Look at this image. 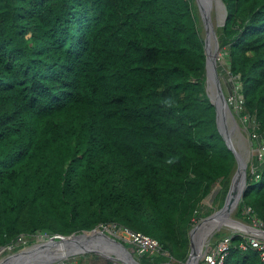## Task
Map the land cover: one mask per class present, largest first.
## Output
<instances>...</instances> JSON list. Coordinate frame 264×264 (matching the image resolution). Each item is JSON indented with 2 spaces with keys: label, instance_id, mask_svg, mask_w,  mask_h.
<instances>
[{
  "label": "trees",
  "instance_id": "trees-1",
  "mask_svg": "<svg viewBox=\"0 0 264 264\" xmlns=\"http://www.w3.org/2000/svg\"><path fill=\"white\" fill-rule=\"evenodd\" d=\"M223 2L225 84L242 85L259 147L264 0ZM198 20L191 0H0V246L122 227L161 243L143 256L188 260L201 203L228 193L236 163ZM238 216L264 228L258 155ZM230 237L224 264H264Z\"/></svg>",
  "mask_w": 264,
  "mask_h": 264
},
{
  "label": "rangeland",
  "instance_id": "rangeland-1",
  "mask_svg": "<svg viewBox=\"0 0 264 264\" xmlns=\"http://www.w3.org/2000/svg\"><path fill=\"white\" fill-rule=\"evenodd\" d=\"M191 1H192L194 8H195L196 15L198 16V19H199L198 21H199V26H200V30H201V35H202L203 39L206 41L208 38V28H207V24L205 22V19L203 17V11H202L201 3L199 0H191ZM225 20H226L225 10L223 9V7L219 3H217L215 1L214 8H213L212 14H211V21L213 24V28L216 32V35L218 37L219 45H220L219 34L222 30V27L224 26ZM212 43L214 45V40L212 41ZM218 64L222 66V70L219 69L218 73L220 75L222 87L224 89L225 94L227 95L226 84L229 86L230 90L232 91V94L233 95L236 94L237 87L239 86L237 79H235L234 77H230V79L225 84L224 76L226 74L228 75V73L226 72V69L228 67V60H227L226 56L224 55V51L220 47H219ZM213 86L214 85L212 83H207V91H208L209 95L212 97H214V94H215ZM228 95H227V100L229 98ZM231 110H232V112L236 118L237 127H236V129H234L235 123L232 121V119L231 120L229 119V120H227V123H224V124H223V120H221L222 126H223L222 128H223V130H228V131L232 130V136L231 137H232V140L234 142L235 148L238 150V152L242 153L245 156L244 158L247 160V163L249 165L248 166V172H249L250 170H252L253 159L258 154V150H259V147L255 146L254 138H253L254 130L256 131V129H257V124L255 123V121L253 119L252 120L248 119V120H246L247 122H244L240 118V115L237 114L234 109L231 108ZM249 151H251V152H249ZM238 167H239V164L236 161L233 172L230 176V188H231V185H232V183L236 177ZM253 172H254V170H253ZM229 193H230V189H229L228 193H226L224 188L220 184H217L216 187L214 188L213 192L209 196H207L206 198L203 199V201L201 203V211L198 213L199 218L196 219L192 230L194 228H196L200 223H202L204 221V219H206L209 216H211V215L221 211L222 209H224V207L226 206L227 201H228ZM241 202H242V200H241ZM241 202L233 214L234 219L241 222V223H244L248 226H253L256 228H262L263 225L259 221H257V220L248 221L246 218H241L238 216V210L240 208ZM246 213H249V210H247ZM192 230H191V232H192ZM95 231H97V230H94V232ZM106 232L113 239H116L117 241L123 243L126 246V248L128 249V251L130 252V254L132 255L133 259L137 263H140V264H180L172 255H170L168 253L163 254V255H165V256H163V258H155V259L151 258L150 259L146 256L142 257L141 254H139V252L133 247V245H131L125 238H123L121 236L119 229H117L115 227H112V228L108 227L106 229ZM191 232L189 235L190 254L192 253V249H193L191 246V242H192ZM237 233L251 234L249 231L246 232V231L242 230L241 228L240 229L239 228L234 229V228H228V227L222 228L221 230L217 231L213 236H211L208 239V242L204 246L203 254L209 249V247L216 244L218 241L222 240L223 238H225L227 236H231L232 234H237ZM52 237L53 236H48L46 234H42V236H40V237L35 236L34 238L33 237L32 238L26 237V239L24 240V241H26V243H24V241H23L22 243L18 244L17 246H19V248L13 249L11 251L12 253L8 252L7 254H5V256L7 257V256H9V254L11 255V254H13L17 251L23 250L25 248H30L33 245L41 244L45 241L50 240ZM126 244H129V245L127 246ZM92 245H105V244L99 240H95L92 243ZM5 256L2 257L0 261H2L4 258H6ZM107 256L100 253V252H91V253L89 252V253L73 255V256H70L68 259L53 262L50 264H108L109 262H114L116 264H128L124 259L115 258L114 255L110 256V257H107ZM155 257H158V256H155ZM202 259H203V255L197 264H202V262H203ZM186 262L183 264H186Z\"/></svg>",
  "mask_w": 264,
  "mask_h": 264
},
{
  "label": "bare ground",
  "instance_id": "bare-ground-1",
  "mask_svg": "<svg viewBox=\"0 0 264 264\" xmlns=\"http://www.w3.org/2000/svg\"><path fill=\"white\" fill-rule=\"evenodd\" d=\"M202 4L204 13L209 15L211 19L212 10L214 8L215 1L217 0H199ZM220 4V3H219ZM222 6V5H221ZM213 25V24H212ZM209 54L210 58L216 55V61L218 63L219 50L216 52L213 43L210 41ZM219 68V64H218ZM212 74V73H211ZM231 107V106H230ZM240 151V150H239ZM251 152V151H249ZM240 164H244L242 153ZM243 180V170L241 169L238 176L235 179L234 187L230 193L227 204L218 213H216L209 220L199 224L194 232L195 253L192 254L189 264H197L202 257L201 249L207 243L208 239L222 228H242L249 231L251 234H262L263 231L253 226H244L243 223L234 219L233 214L240 204L241 184ZM240 201V202H239ZM95 240L103 242L105 245H92ZM91 252H100L107 257L113 256L115 258L124 259L128 264L137 263L130 252L118 245L115 241L109 237L106 231L97 230L90 233H84L80 236L66 237L65 239H52L45 241L38 246L29 248L24 251L18 257L5 264H17V259H26L31 255V261L20 262L19 264H50L53 262L68 259L70 256ZM37 253L39 255H36Z\"/></svg>",
  "mask_w": 264,
  "mask_h": 264
},
{
  "label": "water",
  "instance_id": "water-1",
  "mask_svg": "<svg viewBox=\"0 0 264 264\" xmlns=\"http://www.w3.org/2000/svg\"><path fill=\"white\" fill-rule=\"evenodd\" d=\"M217 1H218L217 3H220V5H222L223 9L225 10L226 19H227V7H226L225 3L223 2V0H217ZM201 6H202V4H201ZM202 11H203V17L205 19V22H206L207 28H208V38L205 41V48H206V53H207V83H212L214 85L213 87H214V93L215 94H214V97H212V96H210V97H211V100H212L213 104L216 106L217 122H218V125H219V129H220V131H221V133H222V135H223L228 147L235 154L236 161L239 164L236 177L238 176L239 171L241 169L243 170V180H242V184H241V194H240V201H241L242 198L244 197L245 193H246L247 188H248V166L249 165H248L247 160L245 158H243L244 164L243 165L240 164L241 155L238 153V150L235 148L234 142L232 140V137H231L232 136V130L228 131V130H223V128H222L223 126H222V121L221 120H223V124H224V123H227V120H229V119L231 120L232 119V121L235 123L234 129H236V127H237V122H236V118H235V116H234V114H233V112L231 110V107H230V105L228 103L227 95L225 94L224 89L222 87V82H221V79H220V75L218 73L219 72V68H218V63L216 61V55H214L212 58H210V54H209V49L211 47L210 46V41L212 42L214 40V45L213 46L215 47L216 52L219 50L220 45H219L218 37H217L216 32H215V30L213 28L211 19H210L209 15L204 13L203 7H202ZM225 23H226V20L224 22V25H225ZM236 177H235V179H236ZM235 179H234V181H233V183L231 185L230 193H231V191H232V189L234 187ZM230 193H229V196H230ZM215 214H213V215L209 216L208 218L204 219L203 222L209 220ZM243 225L247 226L244 223H243ZM195 230H196V228H194L192 230V232H191V239H192L191 246H192L193 249H192V253L190 254L186 264L190 263L192 254L195 253V242H194V238H193ZM242 230H244V229H242ZM244 231H246V230H244ZM246 232H248V231H246ZM80 235H83V234H80ZM80 235H76V236H80ZM66 237H70V236L56 235V236H53L50 240H52V239H65ZM111 239L113 241H115L118 245L123 247L125 250H128L123 243L117 241L116 239H113L112 237H111ZM36 246H38V245H33L30 248H33V247H36ZM204 246L201 249L202 250L201 251L202 255H203ZM28 249L29 248H25L23 250L17 251L15 253L7 256L2 261H0V264H5V263L13 260L14 258L18 257L20 254H22L24 251H26ZM34 254L39 255L37 253H34ZM31 260H33V259H31V255H29L26 259H17V264H19L20 262H26V261H31Z\"/></svg>",
  "mask_w": 264,
  "mask_h": 264
},
{
  "label": "built area",
  "instance_id": "built-area-1",
  "mask_svg": "<svg viewBox=\"0 0 264 264\" xmlns=\"http://www.w3.org/2000/svg\"><path fill=\"white\" fill-rule=\"evenodd\" d=\"M229 98H228V102L231 108L234 109L236 113L240 115V118L244 122H247L246 120L248 119L254 120V118H252L250 115H243L245 111L246 99L241 84H239V86L237 87L236 94L229 95ZM256 136L257 134H254V137ZM257 155L260 157V159L264 161V141H262L261 145L259 146ZM117 229H119L121 236L125 238L131 245H133V247L139 252V254H141V256L148 253L152 255H159L162 252V245L158 240L150 236H147L143 233L133 232L129 229H125L122 227ZM259 229L263 231L262 234L255 235V234L242 233L244 241L241 244V248L244 250L251 248L258 251L261 259L264 261L263 226L262 228ZM40 236L42 235H37V237ZM25 239L26 237L22 236L18 240L16 245L22 243ZM231 242H232V238L230 236H227L222 240L218 241L216 244L209 247V249L203 254L202 264H224L225 259L229 253ZM24 243H26V241H24ZM13 249H15L14 245L0 246V260L2 257L5 256V254L11 252Z\"/></svg>",
  "mask_w": 264,
  "mask_h": 264
}]
</instances>
